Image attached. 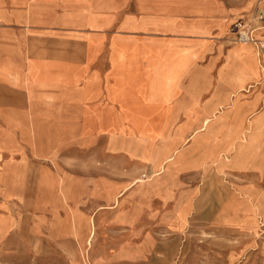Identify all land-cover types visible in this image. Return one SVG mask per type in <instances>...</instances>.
Returning <instances> with one entry per match:
<instances>
[{
  "label": "crops",
  "instance_id": "0c3cea01",
  "mask_svg": "<svg viewBox=\"0 0 264 264\" xmlns=\"http://www.w3.org/2000/svg\"><path fill=\"white\" fill-rule=\"evenodd\" d=\"M257 10L264 0H0V252L81 257L99 112L127 162L154 170L155 146L173 155L156 181L189 211L212 171L248 202L264 194V46L230 39ZM135 140L140 152L154 142L150 159L134 155ZM26 178L38 193L27 234H12Z\"/></svg>",
  "mask_w": 264,
  "mask_h": 264
},
{
  "label": "rangeland",
  "instance_id": "374dc122",
  "mask_svg": "<svg viewBox=\"0 0 264 264\" xmlns=\"http://www.w3.org/2000/svg\"><path fill=\"white\" fill-rule=\"evenodd\" d=\"M97 116L104 122L95 123L96 216L91 219V235L88 246L79 252L81 257L68 258L61 252L31 257L26 250L17 251L14 243L12 249L0 252V264H264V194H258L256 200L251 195L248 202L244 199L249 195L232 194L225 177L212 171L205 179L210 192L193 195L189 211L188 201L179 204L182 194L166 193L159 184L161 179L156 181L165 165L161 160L173 155L166 157L155 146L151 157L154 170L150 165L139 168L127 162L123 149L115 152L110 148L109 137L114 133L107 128V113ZM133 133L128 130L126 136ZM153 146L154 142H147L140 152L135 140L131 151L150 159ZM111 179L129 181V189L110 183L98 188ZM38 181L26 178L18 189L16 200L24 208L19 210L18 226L12 234H27V207L38 193ZM173 213L179 225L171 221Z\"/></svg>",
  "mask_w": 264,
  "mask_h": 264
},
{
  "label": "built area",
  "instance_id": "2783aa9c",
  "mask_svg": "<svg viewBox=\"0 0 264 264\" xmlns=\"http://www.w3.org/2000/svg\"><path fill=\"white\" fill-rule=\"evenodd\" d=\"M264 28V12L257 10L250 17L240 18L230 28L231 42H255L264 46L263 41L256 37V32Z\"/></svg>",
  "mask_w": 264,
  "mask_h": 264
},
{
  "label": "bare ground",
  "instance_id": "6f19581e",
  "mask_svg": "<svg viewBox=\"0 0 264 264\" xmlns=\"http://www.w3.org/2000/svg\"><path fill=\"white\" fill-rule=\"evenodd\" d=\"M204 129V128H203ZM126 190V189H125ZM121 192V191H120ZM125 192V191H124ZM122 194V193H121Z\"/></svg>",
  "mask_w": 264,
  "mask_h": 264
}]
</instances>
